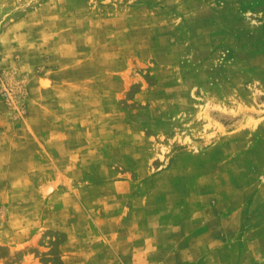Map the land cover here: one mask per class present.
<instances>
[{
    "label": "rangeland",
    "instance_id": "rangeland-1",
    "mask_svg": "<svg viewBox=\"0 0 264 264\" xmlns=\"http://www.w3.org/2000/svg\"><path fill=\"white\" fill-rule=\"evenodd\" d=\"M0 264H264V0H0Z\"/></svg>",
    "mask_w": 264,
    "mask_h": 264
}]
</instances>
